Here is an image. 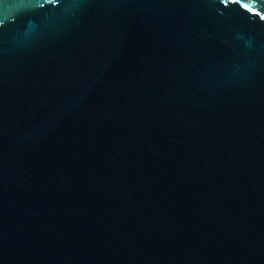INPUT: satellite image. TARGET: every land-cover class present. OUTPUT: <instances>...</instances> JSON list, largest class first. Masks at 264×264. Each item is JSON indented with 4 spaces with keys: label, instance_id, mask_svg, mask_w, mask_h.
Instances as JSON below:
<instances>
[{
    "label": "water",
    "instance_id": "95a60500",
    "mask_svg": "<svg viewBox=\"0 0 264 264\" xmlns=\"http://www.w3.org/2000/svg\"><path fill=\"white\" fill-rule=\"evenodd\" d=\"M0 264H264V0H0Z\"/></svg>",
    "mask_w": 264,
    "mask_h": 264
}]
</instances>
